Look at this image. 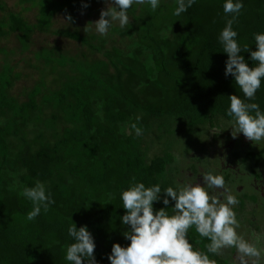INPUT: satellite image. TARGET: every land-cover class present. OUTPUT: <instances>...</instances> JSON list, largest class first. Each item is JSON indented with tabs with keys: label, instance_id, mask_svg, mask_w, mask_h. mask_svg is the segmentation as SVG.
Masks as SVG:
<instances>
[{
	"label": "trees",
	"instance_id": "trees-1",
	"mask_svg": "<svg viewBox=\"0 0 264 264\" xmlns=\"http://www.w3.org/2000/svg\"><path fill=\"white\" fill-rule=\"evenodd\" d=\"M106 2L18 0L10 8L0 0V41L16 35L21 52L32 55L23 62L40 75L32 87L18 91L24 75L12 63L16 52L0 47V264H69L65 253L74 242L68 236L73 223L93 234L97 264H109L113 244H130L120 222L123 190L141 182L162 190L175 186L173 167L185 162L197 173L214 163L206 157L220 155L237 139L227 130L229 97H244L234 78L224 75L228 57L218 41L229 18L224 0H196L180 16L174 15L176 0H162L156 11L133 6L127 26L114 22L101 36L91 23L107 10ZM243 3L233 27L241 46L255 50L253 34L264 32V0ZM31 10L38 12L32 23ZM61 12L72 20L56 28ZM37 32L72 40L81 50L74 54L48 45L33 52ZM247 102L264 111V82ZM132 124L142 128L141 136ZM252 151L232 156L244 164L264 162V149ZM37 181L55 203L29 221L33 204L22 193ZM242 197L259 203L247 191ZM238 201L249 212L250 204ZM188 238L195 250L207 252L210 241L194 227ZM208 255L221 264L219 255Z\"/></svg>",
	"mask_w": 264,
	"mask_h": 264
},
{
	"label": "clouds",
	"instance_id": "clouds-1",
	"mask_svg": "<svg viewBox=\"0 0 264 264\" xmlns=\"http://www.w3.org/2000/svg\"><path fill=\"white\" fill-rule=\"evenodd\" d=\"M110 5L100 14L98 21L91 23L101 36H107L114 22L121 28L130 23L128 10L133 6L148 5L156 11L162 0H107ZM196 0H176L175 16L186 13ZM87 7V5H85ZM244 9L243 0H224L223 13L229 17L221 30L218 41L227 55L224 75L234 78L243 93V99L237 95L229 97L230 106L227 115L233 138L239 134L252 142L264 141V111L254 101L264 82V32L254 33L255 50L247 44L241 46L233 25ZM70 22L72 17L69 15ZM241 53H247L248 59ZM247 61L256 62L251 67ZM254 113V114H253ZM136 136L143 130L132 124ZM203 185L195 182H175V186L163 189L159 184L146 187L144 183L130 185L120 193L125 214L120 217L122 225L127 227L124 238L130 241L127 246L119 243L112 245L107 256L109 264H216L208 253L220 255L225 249L236 250V264H259L262 250L257 243L246 239L238 231L240 223L235 206L237 197L228 189L223 175L203 171ZM189 178V177H188ZM191 181L192 178H189ZM22 195L33 204L27 219L33 221L49 210L55 203L52 193L44 183L37 181L35 187H25ZM164 207L156 209L155 204ZM171 205V207H170ZM171 208L169 215L166 209ZM195 228L200 237L210 241L207 252L195 250L188 238L191 228ZM68 236L73 243L66 246L65 259L69 264H97L94 255L97 247L93 234L86 225L77 228L73 223L68 228Z\"/></svg>",
	"mask_w": 264,
	"mask_h": 264
},
{
	"label": "rangeland",
	"instance_id": "rangeland-1",
	"mask_svg": "<svg viewBox=\"0 0 264 264\" xmlns=\"http://www.w3.org/2000/svg\"><path fill=\"white\" fill-rule=\"evenodd\" d=\"M3 1L6 2V4L10 8H15L16 7V4L18 2V0H3ZM109 6L110 5L108 4V2H106V7H109ZM37 15H38L37 10H31V11L27 12V16L29 17V21L31 23L36 20ZM3 16H4V13L0 10V17H3ZM80 20L85 23V21H88V17L82 15L81 18H80ZM68 24H69V21L67 20V16L64 13L61 12L59 14V16L57 17L56 28L65 27ZM33 41H34V46L32 47V50H31L33 52L39 51L42 46H48V45H51L53 47L54 46H59V47H61L63 49H68V51H70V52H72L74 54H78V51L81 50V47H79L72 40H69V39H66V38L51 37V36H47V35H44V34H40L38 32L34 35ZM0 47L1 48L2 47H5L9 52H16V55L11 57V59L13 60L12 63H13V65H15V64L21 65V67L18 68V72H21L24 75V78L22 79V81L18 85V91L23 90L25 88L28 89V88L32 87L34 85V83H35L34 80L35 79H38L40 77V75L37 74V73H34L28 67V65H26L23 62L24 59L28 60L30 57H32V55H30L31 52H26V53H22L21 52V45H20V43H19L16 35H12L11 37L2 39L0 41ZM2 58H3V56L1 55L0 56V59L2 60ZM29 77H31V78H29ZM232 126L233 125H230L227 128V130L229 132H231V134H232V131H233L231 129ZM217 132L218 131H216V133ZM238 137H239L237 139V141H238V149L241 152L242 151V145L240 144V142H242V139H244L245 137L243 136V134H239ZM228 140H229V138H228ZM210 141H212V140H209V141L206 140V142H208V144L210 143ZM229 142H231V146L234 145V142L232 140L229 141ZM249 142L251 144L250 146L254 147L257 150L264 149V141H261V142H252V141H249ZM235 143H236V141H235ZM234 147H230V149L229 148L228 149L223 148V150H222V152H221L220 155H218L217 153H215L214 155H211V156H208V157L205 156L207 158V160H213L214 163L211 164L206 169H203V170H201V171H199L197 173H195L191 169V167H189L190 165L189 166L186 165L185 162H183V164L180 167H173V175H172V182H173V184L175 185V182H177V181H183L184 183H189V182H193L194 183L195 182V178H196L197 183H200L201 186H204L203 185V176L201 175V173H203L204 170L207 171V172H211L213 174L216 173L217 175H223V177L225 179V182H226L225 172H227V171H225V169H226L225 166L228 164V162H229L230 159H232L233 161H235V159L232 158V153H233V148ZM209 148H208V150H209ZM152 150H153V154H155V153L158 152L157 147H153ZM211 150L213 152H215V151L218 152V147L217 148L216 147H212ZM212 156L214 158H212ZM236 162H238V161H236ZM181 170H183L182 173L180 172ZM241 171H242V166L235 169V172L237 174H240ZM261 171L263 172V175H264V166L261 169ZM188 177L189 178H192V180L190 181ZM233 184L234 183H229L227 187L231 191V193L237 197V195H241L242 193L241 192H238L236 190V187L239 186V185H234L233 186ZM251 184H253V180L252 179L250 181V185ZM226 185H227V183H226ZM253 190L256 193H258V194L264 195V182L255 183V185L253 187ZM244 191H245V189L242 192H244ZM260 208L261 207H259V209ZM256 219H259V218H256ZM243 223H246V221H244ZM247 224L248 223H246L245 226H243V225L240 224V228L238 229V231H239V233L241 235H243V233L245 232L243 236L246 239H247V237H249L248 236V232H246L247 231L246 230L247 229ZM258 224L264 226V221H262L260 219L258 221Z\"/></svg>",
	"mask_w": 264,
	"mask_h": 264
},
{
	"label": "flooded vegetation",
	"instance_id": "flooded-vegetation-1",
	"mask_svg": "<svg viewBox=\"0 0 264 264\" xmlns=\"http://www.w3.org/2000/svg\"><path fill=\"white\" fill-rule=\"evenodd\" d=\"M238 138L239 137H237V139ZM237 139L235 140L236 143L234 142V145L231 146V147L235 146L233 148V153L239 152L244 157V155L247 152H250L251 150H253L252 152H261L263 150V149H261V150L255 149L254 147L250 146L251 144H250L249 140H247L246 138H244V139L241 138L242 142H240V144L242 145V151L240 152L238 149ZM232 158H234V157L232 156ZM236 161H238V162H236ZM243 161H244V159L243 160L242 159L241 160H235V161H233L232 159L229 160L228 164L225 166V168H226L225 171H227V172H225L226 183H227V186L229 183H234L233 186L239 185L236 187V190L238 192H241L242 194L237 195V199L242 201L245 205L250 204V208H245V209H248L249 212H245L243 210L240 202L235 206L234 210H236L235 212H237L239 214V215H237V214L236 215H237V219L241 225L245 226V224L248 223L246 232H248L249 237H247V239L256 242L257 246L261 248L262 257L259 261V264H264V226L258 224V221L260 219L262 221H264V195L258 194L253 190L255 183L264 182V175H263V172L261 171V169L264 166V162L257 163L255 161L251 160L247 164H244L245 161L244 162ZM240 165L242 166V171L240 174H237L235 172V169L238 167H241ZM251 179L253 180V184L250 185ZM244 189H245L244 192H246L248 190L247 193L250 196V198L251 197L258 198L259 203H253L254 201H252L248 198L242 197V195L244 193L242 191ZM259 207H261V208L259 209ZM256 218H259V219H256ZM244 221H246V223H243ZM244 233H243V235H244ZM226 253L227 254L225 256H223V258H222V255H219L217 262H219L221 264H236V261L238 260V257L236 255V250L232 251V252H226Z\"/></svg>",
	"mask_w": 264,
	"mask_h": 264
}]
</instances>
